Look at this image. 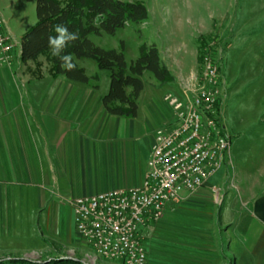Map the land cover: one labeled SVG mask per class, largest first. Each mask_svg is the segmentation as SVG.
Masks as SVG:
<instances>
[{"label":"crops","instance_id":"1","mask_svg":"<svg viewBox=\"0 0 264 264\" xmlns=\"http://www.w3.org/2000/svg\"><path fill=\"white\" fill-rule=\"evenodd\" d=\"M197 37L178 32L154 44L173 79L161 84L143 73L134 118L103 108L109 73L75 60L89 83L54 76L50 64L49 74L33 75L27 67L43 55L22 63L19 44L12 64L0 69V260L82 264L58 252L37 260L32 251L71 241L63 219L71 221L74 199L142 184L155 131L171 122L163 96L195 85ZM255 173L235 172L237 183L229 182L220 166L197 191L166 204L161 219L140 230L147 264H264V185H250ZM74 243L78 255H92L81 240Z\"/></svg>","mask_w":264,"mask_h":264},{"label":"rangeland","instance_id":"2","mask_svg":"<svg viewBox=\"0 0 264 264\" xmlns=\"http://www.w3.org/2000/svg\"><path fill=\"white\" fill-rule=\"evenodd\" d=\"M130 1L143 3L148 18L139 24H128L113 36L92 35L91 40L105 43V49L120 46L129 63L138 57L141 45H157L178 32L188 39L196 34L197 64L201 56L209 54L218 73L222 121L230 141L221 168L229 182L235 183V172L255 170V177L251 175L249 179L250 185H264V163L254 164L264 158V0ZM0 17L5 32L19 46L22 35L36 21L35 4L26 0H0ZM81 60L92 64L97 72L108 74L99 70L94 61ZM46 62V56H41L39 63L27 67V73L49 74ZM100 79L103 86L104 79ZM168 114L171 120L170 112ZM63 225L71 241L40 246L32 251L35 259L58 252L81 260L82 264L112 263L95 260L86 249L78 255L80 244L74 243L78 237L73 220L64 216ZM149 260L151 262L152 258Z\"/></svg>","mask_w":264,"mask_h":264},{"label":"built area","instance_id":"3","mask_svg":"<svg viewBox=\"0 0 264 264\" xmlns=\"http://www.w3.org/2000/svg\"><path fill=\"white\" fill-rule=\"evenodd\" d=\"M17 47L0 18V69L12 64ZM194 80V88L163 96L171 122L154 134L140 186L70 202L75 233L95 260L147 264L140 230L158 222L166 204L194 193L220 168L230 141L222 121L217 68L209 54L201 56Z\"/></svg>","mask_w":264,"mask_h":264},{"label":"trees","instance_id":"4","mask_svg":"<svg viewBox=\"0 0 264 264\" xmlns=\"http://www.w3.org/2000/svg\"><path fill=\"white\" fill-rule=\"evenodd\" d=\"M26 1L35 4L36 21L21 37L20 61L35 62L39 56L45 55L54 76L89 83L91 79L76 66L69 71L61 67L60 57L52 55L49 37L58 35L55 31L57 25H64L78 38L67 42L61 55H71L73 64L75 60H92L99 70L109 73V88L102 98V106L109 114L125 118L136 116L137 100L143 89V73H150L161 84L172 81L170 71L159 61L155 45H141L138 57L127 64L123 48L121 51L104 50L88 38L102 34L113 36L128 24L144 22L148 18V12L143 3L130 0ZM13 262L14 260H0V264Z\"/></svg>","mask_w":264,"mask_h":264},{"label":"clouds","instance_id":"5","mask_svg":"<svg viewBox=\"0 0 264 264\" xmlns=\"http://www.w3.org/2000/svg\"><path fill=\"white\" fill-rule=\"evenodd\" d=\"M55 31L58 35L49 37V47L52 51V55L60 57L62 61L61 67L71 71L75 67V65L71 63V55H61V52L66 47L67 42L75 41L78 37L75 33H70L68 28L64 25H57Z\"/></svg>","mask_w":264,"mask_h":264}]
</instances>
